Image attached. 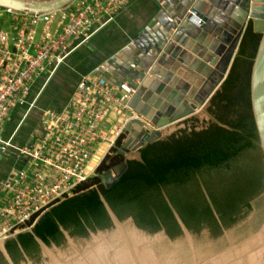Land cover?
<instances>
[{
    "label": "water",
    "instance_id": "1",
    "mask_svg": "<svg viewBox=\"0 0 264 264\" xmlns=\"http://www.w3.org/2000/svg\"><path fill=\"white\" fill-rule=\"evenodd\" d=\"M71 1L0 0V10L6 9L21 13L51 12L64 8ZM201 1L152 0V5L148 8V17L133 29V35L128 30L126 40L120 45H116L112 50L109 49L108 52L102 50L103 47L100 48L99 62L91 68L93 73L105 76L112 83L121 84L123 81H128L134 89L129 106L137 115L149 119L158 127L150 134L141 128L143 122L140 118L131 119V127L123 141L122 149L119 151L124 153L126 150H134L129 154L130 159L135 161L129 165L132 172L126 170V176L129 178L140 174L157 177V173L153 170L165 166L173 168L166 179L177 176L175 163L178 161L179 152L185 147L160 141L159 139L164 134L163 128L196 112L197 108L204 103L203 101L207 100L208 94L215 84L223 76L225 78L231 67L229 65L226 68V64L235 47V52L237 50L248 18L251 20L248 21L252 23V30L260 33L251 65L249 91L251 112L264 158V31L260 29V24L264 26V21L257 24L256 20L251 17L250 11L255 8L253 5L255 0H242L238 3L239 11L243 16L241 18L242 25L239 24L235 33L229 37L231 44L225 54L226 61L221 72L213 84L207 87L202 96L197 99V102L186 101L185 96L188 95L187 91L189 90L186 84L175 79L180 85L183 84L185 87L183 90L181 87L170 84L167 80L171 65L175 66V59L178 61V52L175 51L187 37L185 29L193 22L191 18L193 13H186L193 9L199 11L200 7L196 4L203 5L204 1ZM260 8L264 9V3ZM248 14L251 16L248 17ZM200 29L205 30L206 28L201 25ZM195 34H198V38L202 39L201 41L206 45V35L196 31ZM209 40L212 43L215 42L212 39ZM129 49L130 52H128ZM162 70H164L163 73ZM87 72H81V74ZM79 76L68 87L67 94L60 102L57 101L53 105L41 98L40 102L35 104V99L28 98L27 102L15 105L13 116L17 114L19 106L23 107L27 113L30 112L29 115L33 111L31 119L34 117V120H40L45 108L62 109L72 96ZM150 81L156 83V88L148 85ZM156 140H159L157 146L140 153V147ZM23 161L25 162V160ZM123 168H125L124 163L107 170L109 174L102 182L106 188L121 177ZM158 174L160 178H165L163 174ZM172 180L176 181V179ZM169 183L175 190H178L179 184L171 181ZM203 192L213 215L218 219L207 191L203 189ZM163 194L181 231V235L174 239L169 236L163 226L156 231H150L139 226L132 215L120 219L100 193L99 198L111 221L109 228L92 230L86 225L88 235L75 236L71 234L70 230L59 225L64 243L57 245L54 239L45 243L33 233L32 226L35 221L27 225L21 232L8 236L0 243V264H264V216L260 217L264 213V208H261L260 205L256 206V211L250 212L242 222L235 226L227 230L221 226L222 234L213 233L208 227L202 228L196 233L192 232L183 222L165 190H163ZM261 205L264 207V202ZM83 223L85 224L84 221ZM20 234H24L22 241L19 240ZM29 235L33 237L35 243L26 237ZM36 255L38 258H33Z\"/></svg>",
    "mask_w": 264,
    "mask_h": 264
},
{
    "label": "built area",
    "instance_id": "2",
    "mask_svg": "<svg viewBox=\"0 0 264 264\" xmlns=\"http://www.w3.org/2000/svg\"><path fill=\"white\" fill-rule=\"evenodd\" d=\"M131 1L72 0L62 9L42 13L1 9L14 18L9 30L0 29V159L12 162L0 174V240L22 231L50 206L71 196L97 167L88 170L87 165L98 147L107 143L108 153L118 138L122 147L131 119L140 118L144 132L158 129L129 106L134 89L128 81L112 83L91 70L81 74L62 109L42 111L41 136L30 135L20 144L2 136L12 107L27 102L37 78L52 75Z\"/></svg>",
    "mask_w": 264,
    "mask_h": 264
},
{
    "label": "trees",
    "instance_id": "3",
    "mask_svg": "<svg viewBox=\"0 0 264 264\" xmlns=\"http://www.w3.org/2000/svg\"><path fill=\"white\" fill-rule=\"evenodd\" d=\"M151 5L152 2L149 6ZM147 17L148 10L141 7L126 28L121 30L112 28V36L103 39L98 45V50L96 48L91 50L88 44L77 48L70 56L81 51L79 66L83 65L75 66L73 71L69 69L65 73L66 79L58 82L55 76L61 68L67 66L72 56L67 57L65 63L59 65L52 74L53 77L46 89L38 97L36 96L35 100L30 98V93L27 99L34 100L36 104L42 98L53 105L63 100L68 87L79 75L81 76V72L90 71L99 62L100 48L103 47L102 50L108 52L109 49L112 50L116 45H120L126 40L128 30L133 35V29L139 23H143ZM259 39L260 33L254 32L252 24L249 23L239 41L233 63L220 84V90L214 95V100L216 99L220 106L226 104L223 102L226 100L218 97L220 91L222 95L235 92L232 101L231 99L228 101V106L229 104L239 106L236 102L241 98L245 109L244 114L237 119V124L228 123L229 128L216 124L218 132L215 135L207 136L194 147L181 149L178 161L175 163L177 176L166 179L173 168L165 166L153 170L157 173V177L140 174L141 176L129 178L126 172L132 171H130L131 166H128L127 171L114 184L106 188L100 174L114 163L122 161L117 153L121 145V138H118L115 145L99 162L93 174L79 183L71 196L53 204L49 210H45L38 217L32 226L33 233L45 243L54 239L56 244L60 245L64 243V240L59 225L70 230L75 236L88 235L86 225L92 230L109 228L111 221L99 198L100 193L120 219L132 215L139 226L150 231H156L163 226L172 239L180 236L181 231L164 197L163 190L167 192L166 195L186 226L196 233L208 227L213 233L222 234L221 226L227 230L242 222L250 212L256 211V206L260 205L264 208L261 205L264 202V158L251 112L249 91L251 65ZM49 88L56 90L50 89L48 92ZM240 89L243 90L240 91ZM32 113L33 111L31 115ZM31 115H28L25 120V123L29 124V130L17 138L19 143L25 142L29 137L28 134L38 125L39 120H34V117L31 119ZM21 140L24 141L21 142ZM158 141L147 143L139 149L140 153L157 146ZM132 162L135 163L134 160L130 161ZM158 173L163 174L165 178H160ZM169 181L179 184L178 190H175ZM203 189L207 191L218 219L213 215ZM263 216L264 213L260 217ZM20 235L19 240L22 241L24 234ZM26 237L35 243L31 235ZM33 258H38V255Z\"/></svg>",
    "mask_w": 264,
    "mask_h": 264
},
{
    "label": "bare ground",
    "instance_id": "4",
    "mask_svg": "<svg viewBox=\"0 0 264 264\" xmlns=\"http://www.w3.org/2000/svg\"><path fill=\"white\" fill-rule=\"evenodd\" d=\"M203 1V5L196 4L200 7L199 11L193 9V12L188 10L186 13H193L191 16L193 22L184 31L187 37L175 51L178 52V61L175 59V66L171 65L170 75L167 78L170 84L181 87L183 90L185 87L183 84L177 83L176 78L189 87L188 95L185 96L186 101L189 103L197 102V99L202 96L207 87L213 84L225 64V54L231 44L229 37L235 33L239 24L242 25L241 18L243 16L239 11L240 7H238V3L242 0H202L201 2ZM263 3L264 0H255L253 4L255 8L250 11L252 16L248 14V17L251 16L255 19L257 24L264 21V9L260 8ZM201 25L206 29H200ZM260 29L264 31L263 24H260ZM195 31L206 35V45L203 44L202 39L198 38ZM209 39L215 42L212 43ZM235 49L236 47L226 64V68L230 65ZM130 51L129 49L128 52ZM161 72L163 73L164 70ZM223 79L224 76L215 84L208 96L219 86ZM148 85L156 88V83L153 81H150ZM205 101L206 99L203 102Z\"/></svg>",
    "mask_w": 264,
    "mask_h": 264
},
{
    "label": "rangeland",
    "instance_id": "5",
    "mask_svg": "<svg viewBox=\"0 0 264 264\" xmlns=\"http://www.w3.org/2000/svg\"><path fill=\"white\" fill-rule=\"evenodd\" d=\"M1 13V12H0ZM2 17V15H0ZM1 19V18H0ZM5 21L7 20L6 14H5ZM249 18L246 20L247 25L251 23ZM11 20L8 19V22ZM252 24V23H251ZM247 27V26H246ZM243 35V34H242ZM242 37V36H241ZM241 39V38H240ZM234 59V56L230 62V65H232V61ZM228 73V72H227ZM226 73V75H227ZM220 90V84L219 86L209 95L207 100L199 107L197 108L196 112H194L191 115L186 116L185 118H182L181 120L176 121L173 124H170L169 128H167L164 131V134L159 139L160 141L181 146V147H194L196 144H198L202 139L206 138L209 135H215L217 131V125L223 127V128H229L227 126L228 123H235L237 124V119L240 118L241 115H243L245 109L242 104V99L240 98V101L236 102L239 103V106H235V104H229L228 101L234 96V93H225L222 95V91L219 92L218 97L226 104H222L219 106L218 102L214 100V95L216 91ZM243 89H240L242 91ZM237 93V92H236ZM214 100V103H213ZM15 106L12 107L10 111L9 118L7 119L5 125L10 128V124L13 120V110ZM233 114V116H232ZM221 125H220V124ZM234 125V124H233ZM6 133L4 130L2 131V136H5ZM13 141L17 144H20L17 138H13ZM207 143V142H206ZM108 145L107 143L102 144L95 154L90 158L88 162V170L94 169L101 159H103L104 155L107 153Z\"/></svg>",
    "mask_w": 264,
    "mask_h": 264
},
{
    "label": "crops",
    "instance_id": "6",
    "mask_svg": "<svg viewBox=\"0 0 264 264\" xmlns=\"http://www.w3.org/2000/svg\"><path fill=\"white\" fill-rule=\"evenodd\" d=\"M152 0H133L131 1L127 6H125L123 9L119 10L115 16V18L106 23L105 25H103L96 33L93 37H91L90 43L88 42L89 47H91L90 49L92 50L93 48H96V50H98V45L100 44V42H102L103 39H107L110 36H112L113 33V29L112 28H117V29H124L126 28L129 23L130 20H134L136 13L138 12V10L141 9V7L146 8L148 10L149 5L151 4ZM0 15H2V17H0V29L1 30H9L10 29V25L13 22V14H11L10 12H7L5 10H0ZM5 14L7 17V20L5 21ZM8 19H10L11 21L8 22ZM94 41V42H92ZM85 46V45H82ZM80 46V47H82ZM81 55V51L77 52L74 56H68L71 57L70 60L67 63V66L64 68H61L58 71V74L55 76V79L60 82V80H65L66 79V72L71 69L73 71V69L76 67H81L83 64H80L79 66V62H80V56ZM53 75H41L37 78V80L35 81V83L32 85L31 90H30V98L35 99V97L39 96L42 91H44L47 87V84L51 81ZM50 89L56 90L55 88H49L47 89L48 92L50 91ZM29 114L23 109V107L19 106L17 108V114L15 116H13V120L10 124V128L7 127L6 125H4L3 130L6 133V137L7 138H14L16 135V138L21 137L25 132H27L29 130V124L25 123V120L27 118ZM175 123V122H173ZM171 123V124H173ZM220 124V123H219ZM221 125V124H220ZM170 124L167 125L164 128V131L169 128ZM30 135V133L28 134ZM29 138V137H28ZM24 140H21V142H23ZM27 141V140H25ZM99 148V147H98ZM97 151V150H96ZM95 151V152H96ZM95 154V153H94ZM105 156V155H104ZM12 162L10 158L7 157H3L0 159V174H2V172L9 166H11ZM55 206V205H54ZM52 207V206H51ZM51 207H49L46 210H49ZM21 232V231H20ZM18 233V232H17ZM5 240V239H4ZM4 240H0V243H2Z\"/></svg>",
    "mask_w": 264,
    "mask_h": 264
},
{
    "label": "flooded vegetation",
    "instance_id": "7",
    "mask_svg": "<svg viewBox=\"0 0 264 264\" xmlns=\"http://www.w3.org/2000/svg\"><path fill=\"white\" fill-rule=\"evenodd\" d=\"M42 133H43V126H42V124H41V120H39L38 121V125L33 129V131L30 133V135H31V137L32 138H37V137H39V136H41L42 135ZM29 135V136H30ZM121 147V146H120ZM143 147V146H142ZM142 147H140V148H142ZM139 148V149H140ZM122 149V148H121ZM121 149H117V153H118V156L120 157V159L122 160L121 162H116V163H114L113 165H112V167L113 166H117V165H121L122 163H124V165H125V168H123V174L125 173V171H126V169L128 168V166L130 165V161H132V159H130V157H129V154L130 153H133L134 152V150H126V151H124V153H121V152H119ZM138 150V149H137ZM136 151V150H135ZM132 158V157H131ZM133 159H134V157H133ZM111 167V168H112ZM110 167H109V169H111ZM108 169V168H107ZM106 169V170H107ZM106 170H104V177L102 178V182H103V180H106V178H107V176H108V174L109 173H107L106 172ZM110 173H111V171H110ZM112 174V173H111ZM122 174V175H123ZM121 175V176H122ZM12 236V235H11Z\"/></svg>",
    "mask_w": 264,
    "mask_h": 264
}]
</instances>
